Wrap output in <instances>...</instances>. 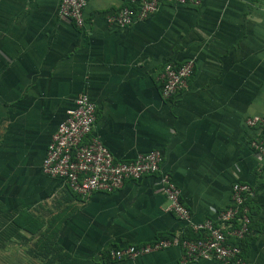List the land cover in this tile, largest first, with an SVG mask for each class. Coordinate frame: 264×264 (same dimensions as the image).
Here are the masks:
<instances>
[{
    "label": "crops",
    "instance_id": "1",
    "mask_svg": "<svg viewBox=\"0 0 264 264\" xmlns=\"http://www.w3.org/2000/svg\"><path fill=\"white\" fill-rule=\"evenodd\" d=\"M60 0H0V261L3 264L187 263L178 246L114 261L109 250L181 238L158 175L87 198L44 174L48 146L77 98L97 107L94 134L118 162L160 151L192 221L215 218L248 184L252 217L242 243L264 264V160L252 148L264 118V0L164 2L126 28L107 16L125 0H87L85 26ZM194 61L186 89L161 95L166 64ZM13 254V256L11 255Z\"/></svg>",
    "mask_w": 264,
    "mask_h": 264
},
{
    "label": "built area",
    "instance_id": "2",
    "mask_svg": "<svg viewBox=\"0 0 264 264\" xmlns=\"http://www.w3.org/2000/svg\"><path fill=\"white\" fill-rule=\"evenodd\" d=\"M128 6L108 15L110 26L126 28L146 21L166 2L176 6H199L203 0H125ZM87 0H60L58 14L71 20L78 28L85 26L84 10ZM194 61L182 65L166 64L161 77V95L171 100L180 90L188 87L194 73ZM97 107L87 94L80 95L75 107L67 113L53 136L43 161V172L52 178L63 180L75 194L87 198L96 192L113 193L123 188L127 181H140L145 176L158 175L167 199V212L187 223L200 239H159L142 245H129L109 250L114 261L134 260L173 246L183 251L184 261L196 263L214 260L219 264H249L241 248L234 242L244 241L250 234L252 219L248 201L253 188L236 183L232 188L231 204L219 211L215 218L193 222L189 208L184 204L182 192L171 176L161 170L163 155L160 151L139 155L131 162H118L110 150L94 134ZM249 128L260 130L252 148L264 160L263 117L247 120Z\"/></svg>",
    "mask_w": 264,
    "mask_h": 264
},
{
    "label": "trees",
    "instance_id": "3",
    "mask_svg": "<svg viewBox=\"0 0 264 264\" xmlns=\"http://www.w3.org/2000/svg\"><path fill=\"white\" fill-rule=\"evenodd\" d=\"M262 136H264V128H263V131H262ZM250 211V210H249ZM250 216H251V213H250ZM252 219V217H251ZM201 238V235H198V234H194L191 229L189 228V230L187 231L186 234H184L183 237H181V239H191V240H197V239H200ZM236 245H238L240 248L242 247V243H244V241H240V242H234Z\"/></svg>",
    "mask_w": 264,
    "mask_h": 264
},
{
    "label": "rangeland",
    "instance_id": "4",
    "mask_svg": "<svg viewBox=\"0 0 264 264\" xmlns=\"http://www.w3.org/2000/svg\"><path fill=\"white\" fill-rule=\"evenodd\" d=\"M13 256V254H11ZM0 264H3V262L0 261Z\"/></svg>",
    "mask_w": 264,
    "mask_h": 264
}]
</instances>
